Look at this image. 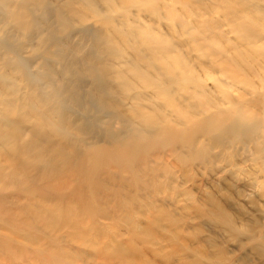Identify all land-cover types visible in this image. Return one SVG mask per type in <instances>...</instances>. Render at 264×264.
Masks as SVG:
<instances>
[{"label": "rangeland", "instance_id": "obj_1", "mask_svg": "<svg viewBox=\"0 0 264 264\" xmlns=\"http://www.w3.org/2000/svg\"><path fill=\"white\" fill-rule=\"evenodd\" d=\"M67 1L40 0L39 9L25 26L13 25L10 21L0 22V75H13L19 79V93L16 95L21 96L20 102L14 107L15 112L21 108V103H30L32 94L37 95L38 88L44 82L43 79H37V73L46 72L47 66V69L58 72L53 80L57 83L55 87L63 85L64 90L68 89L72 96L76 90L81 99L78 106L69 105V110L65 113L67 122L75 124L91 120L92 125L97 122L99 126L92 128L88 134L77 135L71 141L79 147L83 139L87 142L103 143L100 141L103 138L102 132L109 125L117 131L130 119L129 115L115 117L123 112L130 100L125 99L126 95L122 89L114 88V83H111L113 92L104 101L102 111L87 108V104L93 101L90 93L92 86L91 79L84 77L95 67L89 65L95 64L96 59L112 62L106 53H101L100 49L94 46L92 31L113 36L118 41L120 53L126 59L130 47L122 42L121 36L111 32L112 26L129 34L133 28L148 31L147 28L152 27L151 30L155 34L164 38L163 45L168 44L170 47L166 59L170 63L171 71L179 74V71L184 72L186 77L193 75L203 86L202 95L196 96L198 101L201 104L208 101L221 110L232 109L238 115L243 112L247 118L245 121L253 125L251 135L261 142L264 132V59L238 39L235 27L223 16L225 8H221L222 3L213 6L208 0H197L195 3V0H154L160 15L158 19L148 11V5L144 4L143 0H71L72 9L80 15H72L68 10L61 9L65 19L63 21L54 10L62 7ZM243 1L249 6L251 14H257L255 19L264 17V0ZM47 6L50 10H45ZM203 12L206 14L198 17L199 19L216 20L214 25L207 27L208 29L203 25L194 24L196 15ZM83 25L90 27L91 31L82 30ZM137 42L140 48L144 47V44ZM262 43L264 40L257 42V45ZM54 44L64 58H57L54 54L49 58L46 56V51ZM206 44H209L208 48H204ZM9 48L19 56L22 69L9 65L11 55L6 52ZM217 50L220 52L217 55L210 54L218 52ZM227 58L230 62L225 65ZM67 67L73 74L64 76L61 71ZM30 78L35 80L32 88L27 84V81L32 82ZM6 87L7 83L0 84V91L5 93ZM135 91L145 94L150 92L141 87L132 92ZM182 93L180 89L175 90L174 107L186 114L192 113V107L189 108L186 102L178 100ZM4 96L12 99L7 93ZM4 96H0V102ZM226 96L231 97L237 104L228 102ZM1 109L3 108L0 105V111ZM214 109L211 107L209 110L212 112ZM170 118L174 122L175 113H172ZM0 120L3 121L1 115ZM194 136L198 142L208 147L207 159L180 163L177 157L186 160L188 158L185 148H178L176 154L162 152L161 159H156L157 171L151 172L153 175L149 174V167L145 168L149 177L152 176V181L148 180L150 185L153 184L150 192L136 190V186L120 181V169L114 165H110V169L105 172H98L93 181L103 176L106 179H103L105 186L98 185L97 189L101 190L102 194L108 192L106 188H110L115 194V200L109 198V202L106 200L105 203L106 208L112 210V224L114 227L119 225L118 228L125 226L124 221L126 224H144L147 211L145 204H152L160 213L152 214V237L147 247L143 248L144 256L152 264H264V154L259 152L261 144L258 147L254 145L248 140V135H243L238 141L228 140L222 146L200 133H194ZM48 142L54 145L58 139L50 137ZM52 152L50 154L55 157L56 151ZM155 156L157 154L152 157ZM104 161L102 159L94 162L95 167L90 166L95 169L102 168ZM2 163L4 158L0 156V164ZM64 164L61 160H55L53 165L54 170L60 172L62 177L69 173V167ZM88 164L89 162L85 166ZM88 168L90 167L87 166L84 170L87 171ZM115 172L117 174L111 176ZM22 178L26 180V184H31L29 177ZM72 184L79 185V182ZM14 192V189H7L4 193ZM132 194L137 197L136 201L128 199L129 210L125 211L116 201ZM118 228H113V232H118ZM67 232L69 231L66 228L61 229V233ZM93 236L94 232L88 231V237ZM18 241L14 238L12 243ZM65 244L72 254L74 252L76 255V261L70 264H100L98 261L93 263L97 260L94 249L85 241L78 239ZM135 246L140 248L141 244L136 243ZM14 262L28 264L18 260ZM32 262L41 264L35 260ZM0 264L8 263L1 260Z\"/></svg>", "mask_w": 264, "mask_h": 264}, {"label": "bare ground", "instance_id": "obj_2", "mask_svg": "<svg viewBox=\"0 0 264 264\" xmlns=\"http://www.w3.org/2000/svg\"><path fill=\"white\" fill-rule=\"evenodd\" d=\"M39 1L0 0V22L10 21L16 26L27 25L29 20L33 19L35 11L39 9L41 3ZM143 1L148 5V11L154 17L160 18L156 2ZM208 2L213 6L223 4L221 7L225 8L223 16L235 27L238 39L264 59V43L257 45V42L264 40V17L255 19L257 14H251L249 6L243 0ZM72 3L73 1L68 0L54 11L60 18H63L61 9L78 15L79 13L72 9ZM45 10H50L49 6L45 7ZM51 10L53 12V9ZM205 14L203 12L196 15L194 24L206 28L214 25L216 20L198 18ZM112 27L111 32L121 36L122 42L130 47V51L128 57L124 59L118 41L113 36L92 31L94 46L99 48L101 53H106L112 62L96 59L95 64L89 65L96 68L94 67L84 77L91 79L92 86L90 93L93 101L87 104V108L102 111L104 101L112 94L113 87L119 88L124 91L125 99L130 101L123 112L115 117L129 115L131 120L122 123V128L117 131L111 129L109 125L102 132L103 138L100 141L103 143L87 142L83 139L79 147L71 141L77 135L88 134L92 128L99 126L97 122L92 125L91 120L75 124L67 122L65 113L69 110V105L78 106L81 99L76 90L72 96L68 89L64 90L63 85L55 87L57 83L53 80L58 72L51 71L46 66V72L37 73V79H43L44 82L38 88L37 95H31L30 103H21V108L16 112L14 107L20 102L21 96L16 95L19 93V79L13 75H0V84L7 83L5 93L0 91V96L3 97L7 93L12 97L9 99L4 96L0 102L3 108L0 111L3 120H0V156L4 158V163L0 164V261L5 260L8 264H16L14 260L28 264H33L32 260L41 264L74 263L76 255L74 252L72 254L65 242L68 244L79 239L94 249L97 260L93 263L98 261L100 264H152L144 256L143 251L152 237L154 223L152 214L158 213L159 210L146 203L144 224L133 225L128 222L126 224L124 221L123 228H118L119 225L114 227L112 210L109 211L105 203L109 198L115 200V194L110 188H106L108 192L102 194L101 190L97 189L98 185L105 186L103 179H106L103 176L93 181L98 172L101 170L105 172L110 169V165H114L120 169V181L136 186L134 187L136 190L150 192L153 184L148 183V180L152 181L149 174L157 171L156 159H161L162 152L176 154L178 148H185L188 151V158L186 160L184 157V159L177 157L180 163L207 159L208 147L198 142L194 133L207 136L218 146H222L228 140H241L243 135H248V140L254 145L258 147L261 144L259 152L264 154V132L261 133V142H258L255 136L251 135L253 125L245 121L247 118L243 112H238V115L232 109L221 110L208 101L201 104L196 96L202 95L203 86L198 80L193 75L186 77L184 72L179 71V74L171 71L170 63L166 59L170 47L168 44L163 45L164 38L155 34L151 30L152 27L147 28L148 31L133 28L130 34ZM82 30L91 31L86 25H83ZM136 40L144 44V47L140 48ZM208 45H204V48H208ZM52 48L46 51L48 58L53 54L57 58H64L55 44ZM6 52L7 55H11L9 65L22 69L19 56L14 54L13 49L9 48ZM212 53L217 55L220 52L210 54ZM220 57H223L222 54ZM227 59L224 61L225 65L230 62L229 58ZM98 65H101L100 68ZM43 66L41 67L44 68ZM61 74L65 76L73 74V71L67 67ZM31 80L32 82L27 81V84L32 88L35 80L33 78ZM111 83L115 86L112 87ZM140 87L150 92L147 94L141 91L132 92ZM176 89L182 90L183 93L178 100L186 102L187 107H192L194 109L192 113L186 114L174 107L173 95ZM226 98L228 102L237 104L231 97ZM211 107L215 108L212 112L209 110ZM172 113L176 116L174 122L170 118ZM50 137H57L58 142L50 145L48 142ZM53 150L56 151L55 157L50 154ZM156 154L157 156L152 157ZM102 159L106 161L102 168H92L94 162ZM55 160L63 161L64 165L69 167L70 174L60 176V172L53 168ZM87 162L89 164L85 166ZM87 166L90 168L85 171ZM148 167L149 174L145 171ZM115 174L117 172L111 176ZM23 176L29 177L31 184H26ZM74 182H79V185L72 184ZM7 189H14L15 192L5 194ZM135 197L132 194L116 202L127 211L129 210L127 204L130 203L128 199L136 201ZM116 217L118 219V216ZM65 228L69 232L61 233V229ZM113 228H118V232H113ZM88 231L94 232L92 238L88 237ZM14 238L19 240L15 244L12 243ZM136 243H140L141 247H136Z\"/></svg>", "mask_w": 264, "mask_h": 264}]
</instances>
